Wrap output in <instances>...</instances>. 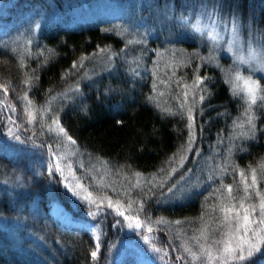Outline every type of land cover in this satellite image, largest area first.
<instances>
[{
  "label": "trees",
  "instance_id": "obj_1",
  "mask_svg": "<svg viewBox=\"0 0 264 264\" xmlns=\"http://www.w3.org/2000/svg\"><path fill=\"white\" fill-rule=\"evenodd\" d=\"M12 1L15 0H0V8ZM26 1L42 8H61L77 2L90 5L98 0ZM153 1L159 8L167 7L178 13L199 5L222 6L223 14L231 17V13H236L243 30L264 35V0ZM120 25L117 21H106L67 28L57 23L44 29L37 40L24 45L26 47L16 46L19 33L0 38V141H8L11 121H15L16 135L20 137L13 144V156L0 152V184L16 188L13 195L10 190L0 188V243L5 237L3 227L13 222L20 224L22 233L19 238L23 241L26 237L24 242L35 246L41 264H107L110 249L116 242L114 236L107 234L101 243L98 259L93 261L90 256L96 242L93 234L85 228H65L50 212V183L52 178L58 182L59 177L47 173L46 167L32 168L36 159L28 153L42 149L47 155V147L52 151L47 140L50 138L41 133L45 143L40 142L37 148L35 145L26 147L25 142L28 138L33 140V136L40 137L39 123H29L28 111L40 108L51 98L54 99L53 106L47 110L46 119L53 115L58 117L60 124L76 141L83 159L106 164L113 177L127 182L123 190L130 187L128 192L120 193L127 196L125 199L143 201L145 215L174 223L181 221L182 226L177 225L183 233L191 234L195 226L208 221L211 230L217 228V220L211 218L217 217L218 213H208V209L219 203L222 192L217 189L222 185L231 184L233 195L243 196L241 170L251 176V170L255 169L259 190L264 192V108L259 104L253 107L255 129H250L243 115L241 99L233 94L231 85L226 82L225 69L230 66V58L221 56L219 63L215 64L210 60L205 62L200 59L208 57L205 43L192 38L179 39L171 46L176 52L174 56H178L170 68V79L161 84L157 74L164 68L162 62L155 74L149 70L144 74V71L153 58L152 50L159 47L166 50L168 46L163 45L158 37L145 39V46H141ZM131 39L133 43H128ZM101 48L111 49V53H99ZM84 56L89 59L83 61L84 67L81 68L79 62ZM74 62L77 63L75 69L72 68ZM196 76L209 78L200 85V88L206 85V92L202 93L193 86ZM28 78L31 83L25 84ZM185 85H188L187 100L183 96ZM159 89H163V95ZM193 92L196 93L195 100L192 99ZM25 94L27 100L22 99ZM201 94L205 95L203 103L198 99ZM181 103L185 108L180 107ZM188 106L193 107L196 120V141L192 152L182 149L189 132ZM41 113L38 119L42 117ZM197 153L199 156L195 161ZM174 154L176 159L170 165L168 162ZM181 155L184 156L183 167H180ZM170 167L179 169L176 175L169 176ZM161 168L165 172H161ZM181 170L182 173L194 170L199 175L203 170H209L212 176L222 170L224 175H215L214 187L195 191L191 198L187 199L185 193L179 202L166 201L165 194L177 183ZM136 173L141 174L140 187L131 189ZM164 179L168 181L164 182ZM223 195L226 196V192ZM59 196L74 214L99 227L104 222L105 229L112 228L115 212L111 209L97 211L87 206L73 209L66 195ZM92 212L97 214L91 215ZM121 230L119 226L116 229L118 233ZM172 232L168 239L176 244L181 232ZM14 253L17 252L11 247L0 245V264H34L22 259L18 253L14 257ZM151 254L159 261L164 260L153 252ZM263 255L264 247L258 258L254 255L243 264H255ZM167 260L168 257L165 264ZM168 264L181 263L173 259Z\"/></svg>",
  "mask_w": 264,
  "mask_h": 264
},
{
  "label": "rangeland",
  "instance_id": "obj_2",
  "mask_svg": "<svg viewBox=\"0 0 264 264\" xmlns=\"http://www.w3.org/2000/svg\"><path fill=\"white\" fill-rule=\"evenodd\" d=\"M212 10L213 7L199 5L187 8L183 12L181 11L178 13L175 11L173 12L172 9H168L167 7H157L154 5L153 0H98L96 3L90 5L84 2H77L66 4L65 7L61 8L55 6L42 8L39 5L26 0L22 2L15 0L11 3L4 4L0 8V38L19 33L20 37H18V40L16 41L17 43L15 44L19 47H26L24 45H29L32 41H36V38L41 35V32L44 29L57 23H60L67 28H81L93 23L117 21L120 22L121 29L125 32H129L131 34L130 37L136 41L139 39L151 40L158 37L160 41L163 42V45L168 46L165 48L166 50H160V47L152 50L153 58L150 59L147 69L144 71V74L148 72L155 74L158 64L162 62L161 65H164V68L159 69L157 74V79H159V81L163 79L167 82L170 79V68L172 64L176 63V57L178 56H174V53L176 52L175 50L173 52L171 48L174 42L182 38H192L205 43L207 47V54L210 58L209 60L214 62V64L219 63L221 56L230 58V66L225 69L228 80L235 74L236 71H239L242 76H251L254 80H259L260 84L264 86V70H262V58H264V52H261V50H264V35L260 33L256 34L251 30H243L242 23L239 20L240 42L233 44L232 47L229 48L228 45L231 40L230 33L224 31L221 26L218 29V31L222 33V36L220 37L221 42L217 45L212 40L211 36L208 35L210 30L206 27L210 21L205 13H211ZM182 16L187 18L186 24L181 19ZM223 18L225 21H228L232 19V16L230 17L223 14ZM198 21L199 26L204 29L203 35L194 31L191 27V25H196ZM133 39H131V41H134ZM249 44H251L253 49L257 50L256 53L249 49ZM140 45L145 46V43ZM242 60L246 62H241ZM149 64H151V66ZM166 65L171 66L165 67ZM139 68L140 66L136 72L139 71ZM159 91L162 93L163 89H159ZM53 100L54 99L51 98L40 108L34 107L30 109L36 115L35 123H39L40 129L38 132L40 137L33 136V140L28 138L25 142V146L33 147L35 145L36 147V145L40 142L45 143L43 141L44 139L41 138L42 134L50 138L47 140L52 146V151L50 147H47V155L44 154L42 149L30 150L28 153L36 159L34 165L31 164L32 168L34 167L37 170L46 167L47 173L50 175L55 173L59 177L58 182L52 178L50 183L49 206L51 208L50 212L54 218H56L65 228L78 227L87 229L93 234L94 238L99 236L101 243L106 238L107 234L114 236V240L116 242L110 249V251L112 250L111 257L108 259L107 264H165L167 257V264L171 263L173 259L175 262L179 261L181 264H193L191 256L189 253L184 251V247H182V245H186L194 252L198 253L199 247L193 237L200 236L199 229L204 223L200 226H195L193 232L188 234L178 230L180 229V226L175 224L173 221L166 219L169 223H153L154 231L152 233H148L146 228L138 230L129 229L127 227L129 221H126L123 216H119L115 213V220L112 228L106 227L105 229L104 222L103 226L100 225L101 227H99L93 223V221L74 214L67 208V206H65L60 199V194L61 196L66 195L73 209H79L82 206H87L88 209H97L95 205H91L88 202L72 195V190L65 187L66 183L75 184L76 178L79 179L80 184L83 186L82 189H76L77 191H80L81 196L87 195L90 192L93 199L103 201L100 209H111L113 212H115L114 208L107 207L108 198L112 200L114 207L118 203L121 205V211H124L127 208L129 200L124 198L127 197L126 195H122L120 193H125V191L128 192L130 187L123 190L122 187L124 184H127V182H124V179L113 177L106 164L100 161L84 160L76 145L71 144L64 137L58 136L55 132L50 133L46 127H41V125L51 123V118L47 120L45 116L48 113L47 110L52 108ZM41 112H43V114ZM40 113L42 117L38 119L37 116L40 115ZM35 123L31 124L35 125ZM8 128L11 129L12 132H15V134L17 133L15 125L10 124V122ZM7 138L9 142L0 141V152L13 156L15 150L13 144L16 143V139L10 134V132L7 134ZM38 139H40V141H36ZM53 153H56V156H53ZM197 154L195 155V161H197L199 156V154ZM57 159H60L61 167L65 169L63 175H61V173L54 168V164ZM69 164L71 165V169L65 167ZM49 167H52L51 173L48 171ZM90 169L93 171L90 172ZM204 170L200 175L194 170H186L183 173L181 170V173H178V181L177 183H174L175 187L172 192L165 194V200L169 202H177L178 199L182 197L181 195L185 193V197H187V199L191 198L195 191L201 192L207 189V187H214L216 176L219 177L220 174L224 175L223 171L220 170V174H215L216 176L214 175V178V176L208 172L209 170ZM178 171L174 174L176 175ZM70 173L74 174V176ZM65 177H67V180ZM247 177L249 183H251V176ZM145 178L146 177H143L142 179ZM137 180H141V177L133 178V182L131 184L133 187L131 189L135 188ZM167 181L168 179H164V182ZM161 182H163V180ZM241 187L243 186L241 185ZM0 188L10 190L12 195L16 193V188H11L10 185L0 184ZM131 200L136 202L132 204V209L135 210L138 207L139 201L136 199ZM251 202L256 203L257 198L253 197ZM125 215H135V212L125 211ZM146 217H150L152 221L158 219L151 217L150 215H145L143 206V211L139 213V219L144 221ZM103 220L104 219H102V221ZM117 221H120V223L117 224ZM118 226L122 227L121 233L116 231ZM210 226L212 225H208L209 242L212 238H219V232L212 231ZM2 229L5 231L3 242L0 243L2 247H11L18 253H16L18 256L25 261H29V263L41 264L42 259L40 254L35 251V246L32 244L27 245L26 242H24L26 237H24L23 241L19 238L18 235L22 233V227L20 224L15 222L8 223ZM174 230L181 232L179 242L176 244L172 241V239H168V236L172 235V231ZM114 232L116 233V237ZM143 235H149L152 242L155 243L157 247L166 249L167 255L165 256L164 253L153 252L151 250V245L145 243L143 240ZM117 236L122 237L118 238ZM201 243H204V241L201 240ZM41 248L43 247H40L39 249ZM151 252L158 255L160 258L163 257L165 262L164 260H161V262L158 259L153 258ZM16 254H13L14 257L17 256ZM258 254L259 253L254 254L255 257L258 258ZM50 255L52 257L53 253ZM177 257H183V259H177ZM263 258L264 255L261 257L262 260L259 259L258 261V259H256L257 263L255 264H261L264 260ZM195 264H201V262L197 261Z\"/></svg>",
  "mask_w": 264,
  "mask_h": 264
},
{
  "label": "snow or ice",
  "instance_id": "obj_3",
  "mask_svg": "<svg viewBox=\"0 0 264 264\" xmlns=\"http://www.w3.org/2000/svg\"><path fill=\"white\" fill-rule=\"evenodd\" d=\"M219 9V10H218ZM208 16V20L210 23L206 26L210 31L208 35L211 36L212 40L218 45L220 41V37L222 33L218 31V29L222 26L224 31L230 33V43L229 48L232 47L233 44H237L240 42V30H239V19L236 13H231L232 19L225 21L222 14V6H213V10L211 13H205ZM181 19L184 23H187V18L182 16ZM194 31L204 34V29L199 26V21L196 25H191ZM128 43H133V41H129ZM135 43L143 44L145 43L144 39H139L135 41ZM249 49L256 53L257 50L251 47L249 44ZM111 53V49H99V53ZM264 52V50H261ZM93 55H96L95 53ZM255 58V57H254ZM89 59V57L84 56L81 57L79 62V67H84L83 61ZM111 59V56H109ZM201 60L205 62L209 61V57H200ZM246 62V61H241ZM171 65H166L165 67H169ZM219 67V65H217ZM72 68H77V63H73ZM262 70H264V58H262ZM71 71V70H69ZM135 71V69H133ZM209 79L207 76L201 77L196 76L193 80V86L200 91L206 92L207 87L205 85L204 88H200V85H204L205 80ZM231 85V90L235 96H239L244 106V117L247 120V124L250 129H255V115L253 112V107L256 106L259 102L260 106L264 108V86L260 84L259 80H254L251 76L244 77L241 75L239 71H236L235 74L226 81ZM31 78L25 80V84H30ZM160 83L163 84L165 81L162 79ZM179 81L177 84L179 85ZM185 91L183 92L184 99H188V85H185ZM70 90H78V89H70ZM6 91V89H5ZM66 95V94H65ZM163 95V93H160ZM196 93L193 92L192 99L195 100ZM22 99L27 100V94H25ZM199 101L203 103L205 99V95L201 94L198 97ZM29 104L32 102L29 100ZM180 107L185 108V104L181 103ZM167 111V109L165 110ZM29 123H35L36 115L33 111L29 110L28 113ZM11 121V117H9ZM187 128L189 129L188 138L186 140V146H182V149L186 152H192L193 146L196 141V120L195 114L193 112V107L188 106L187 108ZM15 124V121H11ZM42 128L46 127L47 130L52 133L55 132L58 136L64 137L68 142L75 145L76 141L68 134L67 130L60 124L58 117L53 115L51 117V123L47 125H41ZM243 127V124H241ZM18 130V129H17ZM11 135L15 137V139L19 140L20 137L12 132L9 129ZM241 135H244L241 133ZM53 156H56V153H53ZM176 159V155L174 154L173 158L168 162L170 165ZM184 156H180V167H183ZM68 169H71V165H66ZM54 168L61 173L64 174L65 169L61 167L60 159H57ZM235 171V169H233ZM48 171L52 172V167H49ZM161 172H165V169L161 168ZM178 171L175 167H170L169 176ZM72 174V173H70ZM74 176V174H72ZM137 177L141 174L136 173ZM240 176V184L243 186V196L237 197L233 195L234 189L231 184L222 185L220 189H217L218 192H222V195L219 199V203L211 206L208 209V213H218L217 217H212L211 219L217 220V228L212 231L219 232V238H212L209 242V223L205 222L201 228L200 236L193 237L196 240L197 246L199 247V252H194L191 248L186 245H182L184 247V251L189 253L193 264L195 262L200 261L201 264H243L244 261L254 256L256 253L261 252V248L264 247V192L259 190V185L256 176V170H251V183L248 181V177L245 175L243 170L239 172ZM67 180V177H65ZM155 179V177H153ZM151 183V181H148ZM162 186V185H161ZM66 188L72 190V195L80 198L83 201L88 202L91 205H95L97 211L100 210L102 200L98 201L97 199L92 198V194L89 192L87 195L81 196L80 191L76 189H82L83 186L80 184L79 179L76 178L75 184H65ZM135 187H140V182L137 180ZM175 184L168 188L169 192H172ZM251 190V191H250ZM226 192V196L223 193ZM253 195L257 198V202L253 203L252 197ZM247 201V203H246ZM136 203L129 198L127 208L124 211H121V205L116 204L115 207L110 198H108L107 207L114 208V211L117 215L123 216L126 221H129L127 227L129 229L138 230L145 229L148 233H152L154 231L153 223L155 224H167V221L164 218H158L155 221H152L150 217H146L144 221L139 219V213L143 211V201L138 202V207L133 210L132 204ZM125 211H134L135 215H125ZM91 215H96V212L90 213ZM203 220V217H201ZM117 224L120 221L116 222ZM176 224H181V221H175ZM143 240L145 243L151 245V250L156 253H164L167 255V251L164 248L157 247L155 243L152 242L149 235H143ZM201 240L204 243H201ZM95 245L93 250L90 252L91 259L96 261L98 259V254L101 248V240L99 236L95 237ZM163 259V257H161ZM177 259H183V257H177Z\"/></svg>",
  "mask_w": 264,
  "mask_h": 264
}]
</instances>
